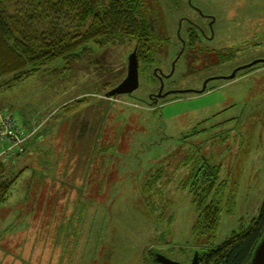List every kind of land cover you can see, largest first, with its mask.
<instances>
[{"label": "rangeland", "instance_id": "1", "mask_svg": "<svg viewBox=\"0 0 264 264\" xmlns=\"http://www.w3.org/2000/svg\"><path fill=\"white\" fill-rule=\"evenodd\" d=\"M144 1L160 34L133 96L107 93L126 78L135 42L91 43L71 68L59 59L0 90V109L40 128L26 152L8 161L9 177L22 174L0 206V264H159L155 252L192 264L207 247L193 228L199 211L189 155L222 165L226 181L209 248L259 217L264 63L224 77L264 60V0H195L213 14V50L184 53L179 25L197 12L186 0ZM156 72L167 75L165 90L202 89L210 81L204 94L150 103L161 82L152 80ZM84 117L96 124L93 139L83 136Z\"/></svg>", "mask_w": 264, "mask_h": 264}, {"label": "trees", "instance_id": "2", "mask_svg": "<svg viewBox=\"0 0 264 264\" xmlns=\"http://www.w3.org/2000/svg\"><path fill=\"white\" fill-rule=\"evenodd\" d=\"M151 14L145 12L144 0H0V90L16 86L59 59L67 62L65 69L71 68L91 43L104 47L135 42L139 59L149 62L155 38ZM16 119L23 133V151L0 159V206L22 174L14 172L9 177L8 161L24 154L26 143L40 131L37 125L34 129ZM200 160L197 155L185 158L193 165L189 178L199 211L193 228L200 246L207 247L199 251L200 260L203 264H250L264 237V203L248 227L209 248L220 223L226 181L221 179L222 165L207 160L199 164ZM152 183L147 182L145 189Z\"/></svg>", "mask_w": 264, "mask_h": 264}, {"label": "flooded vegetation", "instance_id": "3", "mask_svg": "<svg viewBox=\"0 0 264 264\" xmlns=\"http://www.w3.org/2000/svg\"><path fill=\"white\" fill-rule=\"evenodd\" d=\"M187 4L189 6V9H193L195 12H197V14H184L182 16V23L179 25L180 29L179 32H182V30L184 29L185 31V36L180 37V40L182 42V46H183V53L189 49L190 51H202L204 48H207L208 50H213V47H209L211 45V43L213 42V14H209L204 12L203 10L200 9V7H198V5L195 3V0H186ZM192 12V10H190ZM156 17L155 16H151L150 20H151V26L154 30V35L156 36V34H160L156 28H155V24H156ZM199 18H202V20H200ZM186 22V24H185ZM137 50V49H136ZM140 60V59H139ZM143 61L140 60V73L141 70H148V62H143V66L141 68V64ZM254 62V61H253ZM258 63H264V62H256L254 65L252 66H247L244 69L247 68H252L253 66L257 65ZM249 65V64H248ZM243 70V69H241ZM239 72V71H238ZM238 74V73H237ZM237 76V75H236ZM155 78H157V81L160 80L161 82H159L160 86L158 87V90L155 92H150L149 93V97L148 100H150V103H158L160 100L167 98L169 95L171 94H204L207 90V85L210 81V79H208V82L206 81L204 83V87H206L204 92H200L202 89H191V90H174V89H168L165 90V86H163V84L161 85V83H163V80L165 78H167V75H163L160 74L159 72H156V75L154 76V78L152 79L154 81V83L156 84V80ZM229 80V79H228ZM140 84H141V80H140ZM206 84V85H205ZM127 95V94H126ZM134 92L132 94H130V96H133ZM93 119H86L85 117L81 120L82 122H84V125L81 126L80 128H84V135L83 136H90V138L93 139V137H95V129L96 124ZM91 122V123H90Z\"/></svg>", "mask_w": 264, "mask_h": 264}, {"label": "water", "instance_id": "4", "mask_svg": "<svg viewBox=\"0 0 264 264\" xmlns=\"http://www.w3.org/2000/svg\"><path fill=\"white\" fill-rule=\"evenodd\" d=\"M256 62H264V60H256L249 65H245L237 68L231 75L224 77L226 79H234L241 69L246 68L247 66H252ZM208 82V80H207ZM206 85V84H205ZM140 87V60L137 50L135 49L129 56L128 62V73L126 78L116 87L111 89L107 93L108 98H113L121 95L132 94ZM206 87H204L200 92H204ZM154 259L160 264H182L181 262L174 261L168 256L164 255L161 252H155ZM192 264H203L200 260V253L196 251L193 258ZM250 264H264V237L257 246L254 255L251 259Z\"/></svg>", "mask_w": 264, "mask_h": 264}, {"label": "built area", "instance_id": "5", "mask_svg": "<svg viewBox=\"0 0 264 264\" xmlns=\"http://www.w3.org/2000/svg\"><path fill=\"white\" fill-rule=\"evenodd\" d=\"M18 119L7 111H0V159L23 151V133Z\"/></svg>", "mask_w": 264, "mask_h": 264}, {"label": "crops", "instance_id": "6", "mask_svg": "<svg viewBox=\"0 0 264 264\" xmlns=\"http://www.w3.org/2000/svg\"><path fill=\"white\" fill-rule=\"evenodd\" d=\"M31 126H32V125H31ZM37 126H38V125H37ZM37 126H36V125H34V127H33V128L35 129V128H37Z\"/></svg>", "mask_w": 264, "mask_h": 264}]
</instances>
